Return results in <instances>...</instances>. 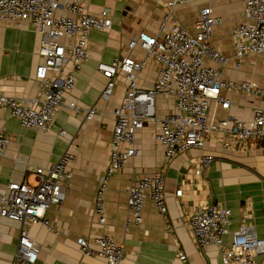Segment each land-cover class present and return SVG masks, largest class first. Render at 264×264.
Returning <instances> with one entry per match:
<instances>
[{"label":"crops","instance_id":"1","mask_svg":"<svg viewBox=\"0 0 264 264\" xmlns=\"http://www.w3.org/2000/svg\"><path fill=\"white\" fill-rule=\"evenodd\" d=\"M172 0H81L85 10L98 15L103 8L110 11L111 27L106 31L93 29L88 36V60L76 73L74 87L66 94V103L55 114L47 131L24 127L7 109L0 107V125L6 130L8 143L0 155V194L10 182L35 183L34 168L56 163L71 144L76 161L71 164L72 178L59 207L46 211L48 225L42 222L14 221L0 217V264H12L18 246L20 229L24 227L38 244V263L47 264H108L103 258L84 255L76 239L83 237L93 246V239L107 234L123 245L121 264H170L178 251L186 254L187 264L220 263L217 247L200 250L185 223L186 216L201 204H216L230 210L231 233L241 223L250 224L256 236L264 238V139L248 140L244 146L222 148L227 134H209L203 148H190L165 160L164 148L155 138L159 121L145 119L134 136L139 154L130 158L110 178L104 192L103 224L94 212L98 179L109 159V146L114 124V109L126 88V79L119 73L112 94L101 97L106 79L96 69L98 62H111L118 54L141 59L138 49L129 50L128 40L140 31L157 32L158 22ZM243 0H189L176 2L173 15L192 30L202 6L208 5L222 22L214 26L210 42L228 58L223 77L231 80L261 81L264 54L245 58L235 67L231 28L241 20ZM40 36L26 22L17 26L0 21V94L31 103L39 85L35 70L42 62L38 54ZM212 64L211 62H209ZM159 64L146 58L138 75V85L151 86ZM230 99L228 109L211 102L209 121L216 123L226 115L250 120L254 107H264V99L235 91H223ZM74 101L78 111L68 107ZM95 113L85 118V110ZM175 109L174 98L158 95L156 118L161 119ZM64 129L66 134L59 135ZM212 153L213 162L206 173L198 171L193 158ZM162 169L167 210L160 213L150 199L144 201L142 223L136 226L127 207L130 182ZM249 214V217L246 215Z\"/></svg>","mask_w":264,"mask_h":264},{"label":"built area","instance_id":"2","mask_svg":"<svg viewBox=\"0 0 264 264\" xmlns=\"http://www.w3.org/2000/svg\"><path fill=\"white\" fill-rule=\"evenodd\" d=\"M170 8L158 22L157 32L140 31L129 39V50H140L141 59L118 54L111 62H98L96 69L106 82L101 97L108 99L121 73L126 88L119 105L114 109V124L109 146L107 166L98 179L94 212L103 224L104 192L114 172L130 158L139 154L134 145L135 133L145 119L159 121L155 138L164 148L165 160L190 148H203L209 134H227L222 148L244 146L248 140L264 139V107H254L250 120L226 115L216 123L209 121L211 102L228 109L230 99L223 91H235L264 99V74L261 81L231 80L223 77V67L229 58L210 42L214 26L222 17L213 14L208 5L202 6L193 22L192 30L185 28ZM0 21L17 26L28 23L39 34L38 54L42 62L37 65L35 79L39 85L36 98L24 103L0 94V107L7 109L24 127L47 131L55 114L66 103V94L74 87L76 73L88 60L87 41L91 30L106 31L111 27L110 11L103 8L98 15L88 13L81 0H0ZM235 67L240 68L245 58L264 54V0H243L241 20L230 31ZM158 64L153 84L147 88L138 85V75L146 58ZM211 62L212 64H210ZM158 95L174 98L175 109L161 119L156 118L155 102ZM68 107L78 111L77 103ZM95 113L93 107L85 110V118ZM64 136L66 131L59 130ZM8 143L6 130L0 125V155ZM71 144L59 160L46 167L34 168L35 183L10 182L0 194V217L14 221L49 224L46 211L51 205L59 207L64 200L67 185L72 178L71 164L76 161ZM198 171L206 173L213 162L212 153L193 158ZM150 199L160 213L167 210L162 169L133 179L127 188V207L130 220L142 223L144 201ZM250 215L247 214L246 217ZM185 223L197 247H217L222 264H264V238H259L253 227L241 223L231 233L229 243L223 241L229 234L230 210L216 204H201L190 212ZM84 255L103 258L108 264H121L123 245L107 234L93 239V246L83 237L76 239ZM38 244L22 227L12 264L38 263ZM170 264H187L186 254L178 251ZM213 264H220L218 262Z\"/></svg>","mask_w":264,"mask_h":264},{"label":"rangeland","instance_id":"3","mask_svg":"<svg viewBox=\"0 0 264 264\" xmlns=\"http://www.w3.org/2000/svg\"><path fill=\"white\" fill-rule=\"evenodd\" d=\"M172 12H173V9H172ZM129 41V40H128ZM87 43H88V41H87ZM86 48H87V46H86ZM87 54H88V51H87Z\"/></svg>","mask_w":264,"mask_h":264}]
</instances>
